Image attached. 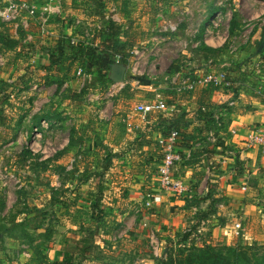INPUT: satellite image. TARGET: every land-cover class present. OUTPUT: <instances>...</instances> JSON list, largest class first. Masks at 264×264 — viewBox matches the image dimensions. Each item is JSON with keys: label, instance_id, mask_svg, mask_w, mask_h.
<instances>
[{"label": "rangeland", "instance_id": "374dc122", "mask_svg": "<svg viewBox=\"0 0 264 264\" xmlns=\"http://www.w3.org/2000/svg\"><path fill=\"white\" fill-rule=\"evenodd\" d=\"M116 1L121 7L125 1L123 14L117 10L116 2L104 0V10L97 16L94 6L99 7V1L65 0L67 5L62 7V14L53 13L47 18V21L51 18L55 21L50 26L45 22L44 34L40 32L42 21L39 14L31 10H20L14 19L17 22L10 25L9 30H12L17 23L23 24L26 34L33 39L25 38L26 42H21V49L27 51L30 58L27 62L6 67L0 55V84L12 83L21 76L30 81L26 87H18L21 91H17V98H10L20 100L22 97V101H27L21 106L25 118L16 140L0 150L2 244L12 239L46 252L52 240L66 241L76 250L70 257L79 258L82 264H163L177 253V243L183 246L181 235L186 231L192 233L187 243L199 247L208 244L216 249L264 245V217L259 222L252 218L242 222L238 236L233 231L232 237H225L218 229L215 231L216 225L220 224L215 209L203 223L200 217L196 218L198 215H191L192 220L185 218V226L174 233L169 231L171 228L153 227L150 221L146 226L141 225L152 206L146 207L141 200V209L133 211L122 198V189L138 188L146 180V177L136 176L132 167L142 153L155 147L161 131L174 120H179L177 123L182 131H190L193 127L187 124L193 120V114L190 115L187 107L180 103L192 100L196 109L201 90L198 88L186 96L175 90V82L184 76L223 72L231 87H237V92L226 94L211 86L210 101L221 107L214 117L223 119L220 118V126L210 130L216 141L221 137L225 141L229 137L230 125L222 115L227 109L223 108L225 105L234 100L247 107L255 106L252 103L254 96L264 91L263 82L257 77L259 73H255L264 71L259 64V58L264 57L259 54L264 19L257 16L264 10V0H170L165 4L157 3L158 0ZM22 2L28 3L21 0L19 4ZM90 5L93 10L85 11ZM3 6L4 3L0 2V8ZM157 7H161L158 12ZM61 20L64 22L60 23ZM231 21L237 27L230 35ZM110 23L115 26L113 40H128L119 60L115 58L113 61L114 65L125 67L121 82H110V70L104 69L102 75L109 81L93 83L96 71L89 63L83 70L76 66L71 74H63L66 82L60 88L54 83L42 82L40 77L45 71L40 70L39 65L44 59L41 60L38 53L52 49L67 29L75 27L83 30L84 35L85 31L90 35L95 28ZM95 37V45L101 46L103 38ZM74 39L79 40V37ZM67 89L70 91L65 93ZM151 89L162 92L166 104L172 102L174 110L153 113L142 121L132 109L136 103L153 99ZM72 93H79V98H65ZM255 101L264 104V98ZM17 103L11 102L10 108L19 107ZM42 115H47L45 121L40 119ZM72 128L76 129L75 138L83 140L94 153L88 155L91 171L99 172L98 164L105 154H112L113 166L104 176L103 205L111 208L108 224L106 221V226L99 225L94 232V228L88 229L86 216L81 217L83 231L76 227L67 231L56 225L48 201L65 178L63 174L48 169L42 171L34 165L63 150L68 145ZM0 133H4L1 127ZM211 145L209 143L208 147ZM23 150L31 153L29 157L19 159ZM81 152L77 146L68 148L58 163L66 172L70 171ZM96 184L97 180L93 186ZM74 185L66 181L62 189ZM81 191L85 193L87 186L82 185ZM118 207L126 212L118 213ZM115 222L120 225L111 230ZM244 236L249 239L245 240Z\"/></svg>", "mask_w": 264, "mask_h": 264}, {"label": "trees", "instance_id": "16d2710c", "mask_svg": "<svg viewBox=\"0 0 264 264\" xmlns=\"http://www.w3.org/2000/svg\"><path fill=\"white\" fill-rule=\"evenodd\" d=\"M31 1L32 0H27L28 3H31ZM97 1L100 2V5L99 7L94 6V13L99 16L102 9L104 10V0ZM111 1L116 2L117 10L123 14L125 11V1H123V7L118 5L116 0ZM169 1L170 0H158L157 3L160 2L159 4H165ZM160 9L161 7H157L156 12ZM53 21H55V19L50 22ZM16 22L17 20L12 22H4L0 20V55L3 57L6 67L17 65L19 62H27L30 59L27 51L24 52L21 49V42H24L27 35L26 30L21 23H17L15 29L16 36L13 37L10 34V25L15 24ZM231 22L229 30L230 35L237 27L234 21ZM114 28L115 26L112 23L101 28H95L92 31V34L88 35L89 37L84 35V32L81 29H78L77 32L74 33V36L61 34V37L58 38L55 46L52 49L45 50L43 53L45 57L44 63L39 65V69L45 71V75L40 77L42 82L45 84L54 83L60 88L63 83L66 82V76L62 78L63 74H71L76 66L83 70L87 63L91 64L96 71L93 83L109 81L108 78H105V76L102 75L103 70H111V67L114 65V59L118 58L119 60L121 53L126 50V47L128 46V40H113L115 36ZM96 35L103 38L101 46L95 45ZM73 37H79V40L76 39L77 42L75 44H72ZM261 46L262 50L259 51V54H262L264 51V25L262 26L260 47ZM28 82H30L29 79L26 80L21 76L12 83L0 84V127L4 130L3 134L0 133V150L14 142L17 138L21 123L25 118L24 107L21 106L27 101H25V99L22 101V97H20V100H12L10 98L12 96L17 98V91H21L20 89L18 90V87L21 85L26 87ZM211 86L212 85L199 87V90L201 91L199 92L196 109L192 113L194 117L191 122L187 123L190 127L193 122H196V125L191 127L190 131H182L179 123H177L179 120H174V122L166 126L165 130L161 131L162 133L159 135V137H166L171 131H176L178 133V146L181 148L180 153L182 160L184 159L185 163L189 162L191 159L194 161L195 159L197 160V154L192 153L191 151L188 157H186L182 152V149L191 150L196 143L205 147L203 152L207 155L215 153L214 148L211 151L207 148L209 145L207 138L210 130L218 126L214 115L219 108L221 109V107L210 101L209 93L211 91ZM24 88L22 89L23 92ZM216 88L221 89L226 94L237 92V87H226L223 85L222 87ZM69 91L70 90L67 89L65 93ZM192 92L182 93L186 96H190ZM72 94L73 95H66L65 98L71 100H77V98H79V93ZM152 95H154V92ZM254 98L261 101V99L264 98V91L258 96L255 95ZM11 102H19V107H16V109L10 108ZM168 105L173 106V103L169 102ZM225 107L227 108L226 112L230 113L231 107L225 105L223 108ZM185 116L186 115H181V117ZM40 119L45 121L47 115H42ZM221 120L223 119L221 118ZM75 134L76 129L72 128L71 134L69 135L68 145L63 150L56 153L53 158L35 163L34 165L42 171L51 170L63 174V177L65 178V180L62 179L63 181L60 183V186L52 192V198L48 201V206L54 211V222L56 225L58 227L69 225L83 231L85 228L82 225L83 219L81 220V217L86 216L88 220L87 227L88 229L94 228L92 231L94 232V230L101 225L106 226L107 217L111 211L110 206L103 205V197L106 189V179L104 176L113 166L112 154H105L101 162L98 164L100 168L99 172L91 171L90 165L88 164V155L94 153L91 149L87 148V145H85L83 140L75 138ZM213 145L218 148L217 152L220 155H223L226 150H229L225 141L222 140V137L211 146ZM76 146L82 150V152L78 159H75V162L72 164V170L66 172L65 167L60 165L58 161L63 157L68 148H74ZM30 153L31 152L28 150H23L19 155V159L29 157ZM160 158L161 155L159 148L155 143V147L142 153L139 161L134 163L132 168H134L136 172L135 175L146 177L145 181H149L151 175L156 171ZM234 158L236 166H240L241 162L238 160L237 155H235ZM96 180L97 184L93 186L94 181ZM66 181L69 184L74 183L75 185L73 187L62 189L66 184ZM82 185L87 186V191H85V193L81 191ZM128 194L129 191L127 188L122 189L123 200H127ZM115 201L116 199L113 200V202ZM125 212L126 209H119L118 207V213L124 214ZM119 225L120 223L115 222L111 230L118 228ZM191 235L192 233L190 231H186L181 235L183 246H180L179 243H177V253L174 256L169 257V259L163 264H264V245L236 246L216 249L208 244L199 247L187 243L190 240ZM29 237H32V235L29 234ZM31 244H33V242ZM31 248L37 252V258L40 264L44 263L43 260L45 258L41 252L38 251L39 248L37 246ZM59 264H75V262L71 256L62 260ZM77 264H82V262L80 261Z\"/></svg>", "mask_w": 264, "mask_h": 264}, {"label": "crops", "instance_id": "0c3cea01", "mask_svg": "<svg viewBox=\"0 0 264 264\" xmlns=\"http://www.w3.org/2000/svg\"><path fill=\"white\" fill-rule=\"evenodd\" d=\"M32 1L36 2L33 12L40 15L43 1ZM59 2L60 9L58 13L61 15L63 12L62 7H65L67 3H65V0H63V3L62 0H59ZM90 6L85 11L93 8L92 5ZM111 8L114 10L113 7ZM257 16L264 19V10H261ZM51 20L53 18L47 21V26L54 23L50 22ZM59 22L63 23L64 21ZM21 25L24 27L23 24ZM15 29L16 26L10 30L13 37L16 36ZM76 32L77 29L72 27V30L67 29L63 34L74 36ZM85 35L88 36L89 34L87 35L85 31ZM26 38L33 39L30 34H27ZM262 54L260 56H264ZM38 55L41 60L45 58L41 53H38ZM263 58H259V64H262L261 69L264 68ZM255 73H259L257 77L262 80L264 85V71L257 70ZM255 100H252V103L255 104L253 107H247L235 101L234 105L231 106L230 113L226 112L227 109H224L222 113L223 118H227L228 125L236 130L235 136H226V140L224 139L226 146L233 152L232 156L227 157L225 164L221 163L220 156L222 155L218 154V148L214 145V147H207L210 151L213 148L215 150L214 154L208 155L203 152L205 147H202L199 143L194 144L191 150L182 149L186 157L191 151L197 154V160L191 159L185 163L183 159L177 165L178 176L188 188L186 193L176 195L160 189L156 171L151 175L149 181H142L138 188L134 187L129 190L127 203L133 211L141 209V200H144L145 203L144 197L147 192H151L157 197V201L151 205V211L145 214L142 219L141 225L146 226L147 222L150 221L152 222L150 225L153 227L160 228L162 226L163 229L168 230L171 228L169 231L172 230L175 233L185 226L187 222H185V218L189 220L192 218H189L191 215H195V217L198 215L196 218L200 217L203 220L201 223H203L217 209L215 217L220 224L216 225L215 231L218 229L223 236L231 235L232 237L233 225L236 222L240 221L242 225V222L249 221L251 218L257 219V222H259L264 217V150L259 146L250 147L247 145V139L251 131L264 123V104ZM180 104L187 107L190 115L195 110V104L192 100ZM195 125L196 122H193L192 126ZM235 155L241 162L238 167L235 164ZM243 186L246 187V190L241 189ZM156 222L158 225H155ZM61 228L70 231L73 227L68 225ZM3 235L0 232V264H40L37 252L33 248L24 246L21 242L12 239L2 244L1 238ZM70 238L71 236L68 234L67 239L70 240ZM244 239H249V236H244ZM71 245L70 242L62 241V243H58V241L52 240L46 252L38 250L45 258L42 264H59L62 260L69 258L71 253L75 254L73 252L75 249L71 248ZM74 262L75 264L79 263V258Z\"/></svg>", "mask_w": 264, "mask_h": 264}, {"label": "built area", "instance_id": "2783aa9c", "mask_svg": "<svg viewBox=\"0 0 264 264\" xmlns=\"http://www.w3.org/2000/svg\"><path fill=\"white\" fill-rule=\"evenodd\" d=\"M21 0H0L4 3V6L0 8V20L4 22L15 21L18 12L22 9L31 10L35 8V3H20ZM42 12L39 15V19L42 21L41 32H44V24L50 14L58 13L60 2L59 0H42ZM216 26V23H215ZM77 41L72 40V44ZM118 59V58H117ZM177 92H192L199 87H206L212 85L214 87H231V82L226 78L223 72L218 73H206L196 77H183L178 81V83L173 84ZM154 92L153 99L147 102L136 103L132 109L133 114L140 118L142 121L146 120L148 116L156 112H172L174 110L173 106H169L165 102V96L162 92L156 89H151ZM228 106H233L234 101H230ZM221 118V117H220ZM217 125L220 126L222 123L219 118H216ZM229 136H235L236 130L229 127L227 130ZM178 133L176 131H171L166 137H158L156 140L157 147L161 158L159 164L156 168V172L159 178V187L162 190L169 191L176 195H182L187 192L188 188L183 183L181 178L178 176L177 165L182 162L181 148L178 146ZM223 140V139H222ZM208 143L214 144L216 142V137L212 132H209ZM247 145L259 146L264 150V123L260 127H256L251 131L248 136ZM233 155V152L226 150L222 156H220L221 163L225 164L227 162V157ZM242 190H246L243 186ZM145 206L150 207L153 202L157 201V197L151 192L145 194ZM233 231L236 236L239 235L240 223L236 222L233 225Z\"/></svg>", "mask_w": 264, "mask_h": 264}, {"label": "water", "instance_id": "95a60500", "mask_svg": "<svg viewBox=\"0 0 264 264\" xmlns=\"http://www.w3.org/2000/svg\"><path fill=\"white\" fill-rule=\"evenodd\" d=\"M262 50V46L259 48V51ZM125 73V67L122 65H113L110 70V76L109 79L113 83L121 82L123 80Z\"/></svg>", "mask_w": 264, "mask_h": 264}]
</instances>
